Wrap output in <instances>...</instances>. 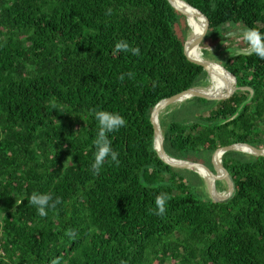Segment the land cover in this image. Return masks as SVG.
Wrapping results in <instances>:
<instances>
[{
	"label": "trees",
	"instance_id": "1",
	"mask_svg": "<svg viewBox=\"0 0 264 264\" xmlns=\"http://www.w3.org/2000/svg\"><path fill=\"white\" fill-rule=\"evenodd\" d=\"M183 1L209 20L204 55L215 46L232 54L223 67L242 88L160 118L166 153L211 169L220 148L264 149V59L236 54L250 47L246 35L225 39L240 29L264 35V0ZM188 32L168 0H0V264H264V157L226 153L236 194L215 203L196 173L154 148L157 104L208 84L185 56ZM120 41L140 55L116 52ZM224 73V87L207 95L235 88ZM220 80L217 71L207 89ZM96 110L126 121L109 134L118 163L106 158L98 173ZM33 193L59 203L41 217Z\"/></svg>",
	"mask_w": 264,
	"mask_h": 264
},
{
	"label": "water",
	"instance_id": "2",
	"mask_svg": "<svg viewBox=\"0 0 264 264\" xmlns=\"http://www.w3.org/2000/svg\"><path fill=\"white\" fill-rule=\"evenodd\" d=\"M168 2L171 4V6L177 10L178 12H180L181 14H183L185 17L188 16V14H195L196 16H198L200 19L204 20V29L202 30V32L199 34V36H195L193 34H188L186 41H185V45H184V52H185V56L187 57V59L193 63L196 64L198 66H201L204 71L209 75L210 72H215L217 73L218 70L215 69V67L213 66V61H200L197 59H193L189 53L188 50L189 48L194 44L196 46L199 47L200 42L204 39V37L206 36L208 29H209V20L208 18L202 14L199 10L193 8L192 6H190L189 4H187L185 1L182 0V3L185 4V6H183L182 4H180L177 0H168ZM189 27V25H188ZM189 29L191 30V28L189 27ZM192 31V30H191ZM247 31L246 32H241V31H237V32H231L228 35L225 36V39H229L231 37H235V36H242V34L245 36L247 35ZM193 36V37H192ZM251 47V46H250ZM250 47L248 49H236V54L237 55H244V56H250L253 54L252 51H250ZM222 68L231 76V78L234 81V86H235V91L240 90L237 87V79L235 76H233L230 72H228L223 66ZM230 93L228 94V96L226 97H220V96H213V95H207L204 92H202L200 90V88L198 87H194L191 88L181 94H178L172 98L169 99H165L161 102H159L157 104V106L153 109L152 111V115H151V123L153 125L154 128V148L155 151L157 152L158 156L160 157V159L167 165H169L170 167L174 168V169H179V170H188V171H193L196 172L198 174H200L198 172V169H204L210 180H212V184H213V188L216 191V187H215V180H220V177H224L227 178L229 180V193L227 196L225 197H216L215 193H212V190H210L211 194H210V198L212 199L213 202L215 203H225L230 201L236 194V185L235 182L232 178V176L228 173V171L224 168L223 164H222V157L228 153V152H241V153H245L248 155H252L255 157H264V149H258L255 148L251 145H247V144H235L229 147H225V148H220L216 151V153L213 155L212 157V165L214 167V170L217 174V176H214L210 173V171L208 170L207 167H205L202 164L199 163H194V162H189V161H179L176 159L171 158L165 151V147H164V136L162 134V131L160 129V124H158V117L157 115L160 114L163 110L168 109L169 107H172L176 104H180L183 103L187 100H190L192 98H202L208 101H213V102H220L226 99H229L231 97H233V95L236 92ZM219 174L223 175L220 176ZM201 175V174H200ZM206 182L208 181L207 178L205 179ZM217 192V191H216Z\"/></svg>",
	"mask_w": 264,
	"mask_h": 264
},
{
	"label": "clouds",
	"instance_id": "3",
	"mask_svg": "<svg viewBox=\"0 0 264 264\" xmlns=\"http://www.w3.org/2000/svg\"><path fill=\"white\" fill-rule=\"evenodd\" d=\"M246 40L248 41V43L251 46L249 50L252 51L253 53H255L257 56H259L261 59H264V35H262L261 33H259L256 30L250 29L247 31ZM235 49H238V48H235ZM115 50H116V52L131 51L133 55H140L139 48L138 47L130 48L126 41L117 42L115 44ZM129 75H131V73H129ZM208 77H209V75H208ZM121 79H123V76H121ZM205 87L206 86H202V87H198V88L201 89V88H205ZM239 89L242 90V88H239ZM180 104H182V103H180ZM176 105H178V104H176ZM176 105H174V106H176ZM94 119L98 123V132H97L95 139L93 141L95 152H94V162L92 163L91 167L94 170V173H98L100 168L102 167L103 163L105 162L106 158L110 157L111 161H115L118 163V160H117L118 153L115 150H113V148L111 146V140H110L109 134L119 130L122 127H124L126 121L118 113L109 112L107 110H96V111H94ZM223 157H222V164H223ZM179 161H181V160H179ZM189 162H191V161H189ZM202 165H204V164H202ZM205 167H207V166H205ZM207 168L212 175L217 176L215 170H213L214 169L213 165H212V170L209 167H207ZM177 170H179V169H177ZM191 172H193V171H191ZM194 173H196V172H194ZM196 174L204 181V183H208V182H206L205 177H203L202 175H200L198 173H196ZM219 175L223 176L221 174H219ZM222 179H226V182L229 186V180L227 178L220 177V180H215V187H216V191L218 193H220L221 189L217 187V183H220V184L223 183ZM29 200H30V203L36 207L37 212L41 217H44L47 215L46 209L48 207L54 208L56 206V204L59 203V200L57 199L56 201H54L50 204L49 202L52 201V197L49 194L33 193L29 197ZM165 203H166V198L163 195H158L156 197L155 205H156V209H157V211H156L157 215L162 216L164 214ZM66 234L68 236L73 235L72 232H68Z\"/></svg>",
	"mask_w": 264,
	"mask_h": 264
},
{
	"label": "bare ground",
	"instance_id": "4",
	"mask_svg": "<svg viewBox=\"0 0 264 264\" xmlns=\"http://www.w3.org/2000/svg\"><path fill=\"white\" fill-rule=\"evenodd\" d=\"M180 4H182L183 6H185V4L184 3H182V0H177ZM195 19V20H194ZM194 20V21H193ZM186 21H187V23H188V25H189V27L191 28V34H193V35H195V33H196V31H197V28H198V24H199V17L198 16H196L195 14H193V13H191V14H188V16L186 17ZM195 21H196V23H195ZM192 22H194L193 24H192ZM193 37V36H192ZM192 52H195V53H197V54H201V55H203V53H202V50H201V48H200V46L198 47V46H196V45H192L190 48H189V50H188V53L190 54V56L193 58V59H197V60H200V59H198V58H196L195 57V55L192 53ZM201 61V60H200ZM213 64V66L215 67V69L216 70H218L219 72H220V74H221V80H220V82L218 83V85H216L214 88H209V89H207V87L208 86H206L205 88H201L200 90L202 91V92H204L205 94H211V93H214V92H218V91H220L223 87H224V84H225V79H226V76H225V73H224V69L222 68V66L221 65H219V64H217V63H212ZM207 75V74H206ZM215 75V72H210V74H209V79H208V84L210 83V81L212 80V78H213V76ZM206 78V77H205ZM204 81V80H203ZM235 91V88H232V89H229V90H226L225 92H223L221 95H220V97H226V96H228V94H230V93H233ZM166 111H167V109H165V110H163L160 114H158L157 115V117H158V124H160V118H161V116H163L164 114L166 115ZM176 111V110H175ZM160 129H161V127H160ZM161 131H162V134H163V136H164V133H163V130L161 129ZM239 155V154H238ZM198 172L203 176V177H205V178H207V182H208V184H209V186H210V190H212V193H217L216 191H215V189L213 188V186H212V183H211V180L209 179V177H208V174H207V172L204 170V169H198ZM226 195V193L224 194V195H222V194H220V193H217V195H216V197H224Z\"/></svg>",
	"mask_w": 264,
	"mask_h": 264
},
{
	"label": "rangeland",
	"instance_id": "5",
	"mask_svg": "<svg viewBox=\"0 0 264 264\" xmlns=\"http://www.w3.org/2000/svg\"><path fill=\"white\" fill-rule=\"evenodd\" d=\"M188 24V23H187ZM238 31H241V32H246V29H240V30H238ZM188 34H191V30L189 29V32H188ZM240 37V36H239ZM231 38H233L232 39V41H234V43L233 44H231L232 46L235 44V42L236 41H238L239 40V38H238V36H235V37H231ZM217 48V46H215V47H213V48H211V49H207V51H208V53L210 54L209 56H205L204 55V50H202V48H201V50H202V53H203V56H204V58L206 59V60H209V61H213V62H215V63H217V64H219V65H221V66H223L224 64H225V60H227V59H229L230 57H231V55H228L227 56V58H224L225 57V55L226 54H223V55H220L219 53H217L216 51H215V49ZM220 55V57H217V56H219ZM209 79V78H208ZM208 86H209V84H207ZM207 85H205V86H207ZM232 89V88H231ZM238 91V90H237ZM237 91H235V92H237ZM170 111H171V109L168 111V113L165 115V116H163V117H165V119H164V121H168L169 119H168V114H170ZM163 129V128H162ZM213 157V156H212ZM211 170H212V168H211ZM214 170V169H213ZM222 181H223V183H221V186H220V188H221V191H220V193L222 194V195H224L225 193H226V195L225 196H227L228 195V193H229V186H228V184H227V182H226V179H222ZM206 186V188H205V191H206V193L209 195V197H211L210 196V194H211V192H210V186H209V184L208 183H204ZM224 196V197H225Z\"/></svg>",
	"mask_w": 264,
	"mask_h": 264
}]
</instances>
